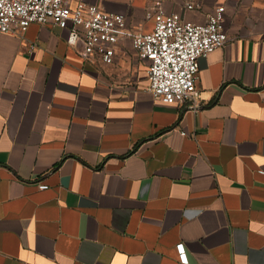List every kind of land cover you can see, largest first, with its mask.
<instances>
[{"label": "crops", "instance_id": "obj_1", "mask_svg": "<svg viewBox=\"0 0 264 264\" xmlns=\"http://www.w3.org/2000/svg\"><path fill=\"white\" fill-rule=\"evenodd\" d=\"M162 1L195 22L224 5ZM224 6L197 105L156 100L129 39L107 64L52 24L0 31V264H185L180 243L264 264V29Z\"/></svg>", "mask_w": 264, "mask_h": 264}, {"label": "built area", "instance_id": "obj_2", "mask_svg": "<svg viewBox=\"0 0 264 264\" xmlns=\"http://www.w3.org/2000/svg\"><path fill=\"white\" fill-rule=\"evenodd\" d=\"M185 6L194 10L201 4L188 0ZM148 19L154 22L151 30L131 24L126 13L87 0H0L1 32L22 34L33 23L52 24L69 31L68 42L81 44L87 60L98 56L107 64L114 62L118 44L129 39L147 64L149 90L156 100L199 104L200 59L230 40L226 7L219 5L205 21L195 22L167 11L163 1L156 0ZM177 249L181 262L188 264L184 244Z\"/></svg>", "mask_w": 264, "mask_h": 264}, {"label": "rangeland", "instance_id": "obj_3", "mask_svg": "<svg viewBox=\"0 0 264 264\" xmlns=\"http://www.w3.org/2000/svg\"><path fill=\"white\" fill-rule=\"evenodd\" d=\"M100 1V0H99ZM99 1H88L100 5ZM106 9L110 11H120L126 14L133 9L134 4L142 3L140 8V14L136 16L135 21H139L140 24L149 21L148 12L153 6L155 0H101ZM228 3L233 6L235 16L239 17L241 21L248 24L255 25V29H264V0H223L224 5ZM129 16V15H128ZM133 17V16H132ZM243 19H242V18ZM131 22V20H130ZM150 22V21H149ZM132 24V22H131ZM148 28V26H144Z\"/></svg>", "mask_w": 264, "mask_h": 264}]
</instances>
